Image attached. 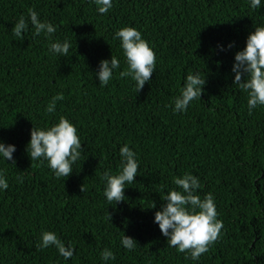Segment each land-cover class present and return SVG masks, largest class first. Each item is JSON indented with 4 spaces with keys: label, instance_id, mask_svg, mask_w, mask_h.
Masks as SVG:
<instances>
[{
    "label": "trees",
    "instance_id": "1",
    "mask_svg": "<svg viewBox=\"0 0 264 264\" xmlns=\"http://www.w3.org/2000/svg\"><path fill=\"white\" fill-rule=\"evenodd\" d=\"M112 4L100 14L94 0H0V142L16 148L15 165L0 155L9 185L0 189V264H264V106L249 115L232 71L248 36L264 26V0L257 9L250 0ZM29 9L54 26L50 39L33 36ZM21 16L29 24L23 41L12 34ZM124 27L138 30L156 57L139 93L131 77H119L127 63L115 34ZM65 40L67 56L49 51ZM112 55L120 68L101 86L95 74ZM189 73L206 78L201 100L175 113ZM58 94L64 99L47 113ZM61 116L77 129L83 151L72 174L57 179L26 148L34 126L46 130ZM125 145L136 154L137 177L125 185V201L109 204L102 177L118 174ZM185 174L198 178L201 199L213 195L224 225L199 260L168 247L154 223L161 197L180 191L173 180ZM44 231L74 255L37 250ZM123 235L137 242L134 250L122 247ZM105 249L115 260L101 258Z\"/></svg>",
    "mask_w": 264,
    "mask_h": 264
},
{
    "label": "clouds",
    "instance_id": "2",
    "mask_svg": "<svg viewBox=\"0 0 264 264\" xmlns=\"http://www.w3.org/2000/svg\"><path fill=\"white\" fill-rule=\"evenodd\" d=\"M94 3L100 14L108 13L113 7L112 0H94ZM260 5L261 0H250L252 9H257ZM28 16L34 29L33 36H40L43 33L50 39L55 33L54 26L47 21L41 22L34 9H29ZM28 27V21L21 16L12 29L13 36L23 41ZM115 38L121 41V48L127 63V69L119 72V77H131L136 82V91L139 93L151 80L155 71V53L135 28L124 27L116 32ZM233 46L230 44L229 48ZM70 47L71 44L65 40L63 43H51L49 51L67 56ZM119 68L120 61L114 55L110 60H102L95 74L100 85L107 86L113 78V71ZM232 71L235 73V86L248 95L247 104L249 115H251L253 109L264 106V26L255 27V31L248 36L244 50L235 55ZM205 84L206 78H201L199 73H189L180 95L174 100L173 111L175 113L186 112L193 100H201ZM63 99L62 94L54 96L46 112H55L56 102ZM15 151L14 145H5L0 142V155L6 161H12L13 165H15L13 159ZM26 151L32 162L48 161V167L55 177L60 179L72 174V166L80 159L83 149L77 129L67 118L61 116L58 124L46 130H40L34 126ZM120 156L122 159L118 174L112 175L105 172L102 177L107 182L104 196L109 204L125 201V185L135 182L137 177L139 165L136 154L125 145L120 149ZM173 183L180 191L172 190L161 197L165 203L161 210L155 213L154 223L158 224L161 233L167 238L168 247L176 248L178 253L185 254V259L199 260L201 255L207 253L210 246L218 241L224 227L223 222L217 219L218 213L213 195L209 193L203 199L196 195V191L200 188L197 177L185 174L182 178H174ZM8 187L6 179L0 174V189L7 190ZM81 191H84V185ZM155 207L153 202L152 208ZM108 215L112 220L109 212ZM121 245L126 250L132 251L137 246V242L123 235ZM51 246H55L66 260L70 259L75 252L73 247H66L53 232H42L41 241L36 245L37 250ZM101 258L108 261L115 260L116 257L112 251L105 249L101 253Z\"/></svg>",
    "mask_w": 264,
    "mask_h": 264
}]
</instances>
